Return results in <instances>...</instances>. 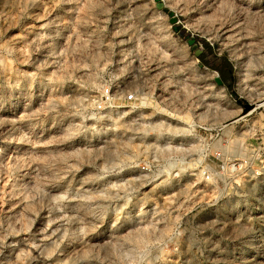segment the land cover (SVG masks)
Segmentation results:
<instances>
[{
	"label": "rangeland",
	"instance_id": "rangeland-1",
	"mask_svg": "<svg viewBox=\"0 0 264 264\" xmlns=\"http://www.w3.org/2000/svg\"><path fill=\"white\" fill-rule=\"evenodd\" d=\"M111 83L137 103L99 110ZM262 95L264 0H0V264H264ZM210 115L252 159L219 195L191 134ZM174 222L191 231L162 249Z\"/></svg>",
	"mask_w": 264,
	"mask_h": 264
},
{
	"label": "clouds",
	"instance_id": "clouds-1",
	"mask_svg": "<svg viewBox=\"0 0 264 264\" xmlns=\"http://www.w3.org/2000/svg\"><path fill=\"white\" fill-rule=\"evenodd\" d=\"M241 12L246 11L244 9H240ZM261 101H264V95H262L259 98ZM228 115H233L232 113H228ZM218 120L215 116L210 115L208 118L207 123L205 124H199L197 126H192V136L196 138L197 140L201 141L202 143H208L211 145L209 152H206L202 155H200V160L202 162V170L199 174V178H207V176H211L212 180L211 183L216 184V191L219 195L220 193L224 192L225 189H221L220 186L217 184V180L224 179L225 177H232V180L234 181L236 178V175H242L243 174V168H229V163L232 160H236L237 162H242V165H247L250 162H252V159L250 156H246L243 152L241 153H233L231 149L228 147L232 143V138L230 136H224L221 137V139L224 141L223 144H221L220 140H218L215 136L211 135L212 129H218ZM197 127H202L205 129L203 134H201L199 131L194 130ZM173 131H185L183 129L181 130H173ZM211 153L212 155H215L217 157H220L221 160L224 161L223 167L220 169V171H217L218 165L213 163L210 167L203 164L204 156L209 155ZM175 167L174 164H160L158 165L157 171L155 173L156 176L162 175L164 173L171 174V169ZM261 167H264V164L261 165ZM167 178V177H166ZM191 187V186H190ZM190 198V197H189ZM215 202V201H214ZM234 207H238V205H235ZM228 208V202H225V204L220 205L217 209L218 213L221 212L224 209ZM175 227L174 230L171 232H166L163 234H160L158 236L153 237L154 242L158 244L162 249H168L169 245L172 246L171 250H175V246L180 242V239L184 232H190V229H181L178 222H174ZM221 231L220 240L221 241H229L235 245H244L247 243L246 236L249 232L252 231L251 228H242V227H232V228H224L219 229ZM188 243L191 246L193 243L192 237L189 235L188 237ZM211 244L219 248V241H210Z\"/></svg>",
	"mask_w": 264,
	"mask_h": 264
},
{
	"label": "built area",
	"instance_id": "built-area-1",
	"mask_svg": "<svg viewBox=\"0 0 264 264\" xmlns=\"http://www.w3.org/2000/svg\"><path fill=\"white\" fill-rule=\"evenodd\" d=\"M117 99L118 100L122 99L123 102H125L126 104H136L137 101L139 100V91L133 87L127 88L126 86H123V85L111 83L109 86H107L104 89L103 98L98 103V109L104 110L108 106L112 107L113 105L116 104ZM219 140L221 144H223V140L221 139V137L219 138ZM210 147L211 145L206 143V150H208V152H209Z\"/></svg>",
	"mask_w": 264,
	"mask_h": 264
},
{
	"label": "trees",
	"instance_id": "trees-1",
	"mask_svg": "<svg viewBox=\"0 0 264 264\" xmlns=\"http://www.w3.org/2000/svg\"><path fill=\"white\" fill-rule=\"evenodd\" d=\"M202 59H205V54H202L200 56ZM221 64L218 67V70L220 72V76L223 80L224 83H232L234 80V76H233V68L230 65L229 61L227 60V58H223L221 59ZM208 62L206 61V64ZM249 106H245V109H248Z\"/></svg>",
	"mask_w": 264,
	"mask_h": 264
},
{
	"label": "water",
	"instance_id": "water-1",
	"mask_svg": "<svg viewBox=\"0 0 264 264\" xmlns=\"http://www.w3.org/2000/svg\"><path fill=\"white\" fill-rule=\"evenodd\" d=\"M188 42L191 44V48L194 50V53L196 54V56H201L202 53L204 52V48L202 46H200L198 44V42H196V39L193 36H191L189 38ZM217 82L219 84H223V80H222L221 76L217 77Z\"/></svg>",
	"mask_w": 264,
	"mask_h": 264
},
{
	"label": "crops",
	"instance_id": "crops-1",
	"mask_svg": "<svg viewBox=\"0 0 264 264\" xmlns=\"http://www.w3.org/2000/svg\"><path fill=\"white\" fill-rule=\"evenodd\" d=\"M224 83V82H223ZM225 84H227V86H230L231 85V83H225Z\"/></svg>",
	"mask_w": 264,
	"mask_h": 264
},
{
	"label": "bare ground",
	"instance_id": "bare-ground-1",
	"mask_svg": "<svg viewBox=\"0 0 264 264\" xmlns=\"http://www.w3.org/2000/svg\"><path fill=\"white\" fill-rule=\"evenodd\" d=\"M250 113V112H249ZM249 113H247V114H249ZM114 115V114H113Z\"/></svg>",
	"mask_w": 264,
	"mask_h": 264
}]
</instances>
